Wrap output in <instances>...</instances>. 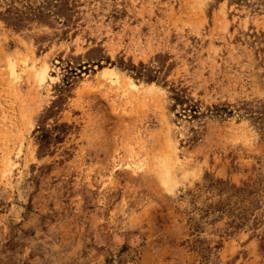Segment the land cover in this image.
<instances>
[{
    "label": "rangeland",
    "instance_id": "obj_1",
    "mask_svg": "<svg viewBox=\"0 0 264 264\" xmlns=\"http://www.w3.org/2000/svg\"><path fill=\"white\" fill-rule=\"evenodd\" d=\"M0 264H264V0H0Z\"/></svg>",
    "mask_w": 264,
    "mask_h": 264
}]
</instances>
